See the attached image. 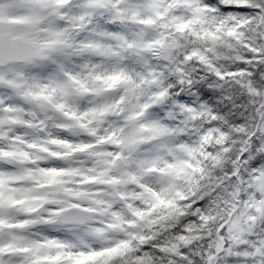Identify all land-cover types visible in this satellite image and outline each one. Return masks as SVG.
<instances>
[{
    "label": "snow or ice",
    "instance_id": "6c2138e0",
    "mask_svg": "<svg viewBox=\"0 0 264 264\" xmlns=\"http://www.w3.org/2000/svg\"><path fill=\"white\" fill-rule=\"evenodd\" d=\"M0 264H264V0H0Z\"/></svg>",
    "mask_w": 264,
    "mask_h": 264
}]
</instances>
